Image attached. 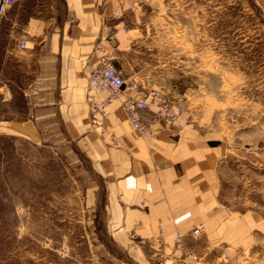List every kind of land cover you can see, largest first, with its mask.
<instances>
[{"label":"rangeland","instance_id":"374dc122","mask_svg":"<svg viewBox=\"0 0 264 264\" xmlns=\"http://www.w3.org/2000/svg\"><path fill=\"white\" fill-rule=\"evenodd\" d=\"M125 2L128 12L110 19L109 57L224 149L219 198L232 224L201 254L210 264H264V0ZM24 19L13 27L0 15L3 78L15 75L9 56ZM11 85L18 110L7 115L26 119L23 85ZM94 184L37 131L0 134V264H113L95 239Z\"/></svg>","mask_w":264,"mask_h":264},{"label":"crops","instance_id":"0c3cea01","mask_svg":"<svg viewBox=\"0 0 264 264\" xmlns=\"http://www.w3.org/2000/svg\"><path fill=\"white\" fill-rule=\"evenodd\" d=\"M125 1L19 0L1 16L13 27L20 17L27 21L8 55L15 75L0 76V134L37 131L87 171L95 183L90 204L95 239L111 263L182 264L178 234L186 250L211 263L201 249L216 248L222 242L221 223L232 224L219 198L221 144L188 121L184 110H175L169 122L154 104L143 117L155 132L141 135L123 108L133 90L101 106L111 93L90 84L91 65L102 55L97 43L115 27L110 21L115 9L128 12ZM117 35L124 38L120 31ZM22 38L25 48L19 46ZM103 43L110 56V42ZM11 83L23 85L18 87L31 111L26 119L7 115L18 110ZM94 104L100 106L95 113ZM112 134L122 142L112 143ZM200 222L207 230L195 237L191 230Z\"/></svg>","mask_w":264,"mask_h":264},{"label":"built area","instance_id":"2783aa9c","mask_svg":"<svg viewBox=\"0 0 264 264\" xmlns=\"http://www.w3.org/2000/svg\"><path fill=\"white\" fill-rule=\"evenodd\" d=\"M19 0H0V15H4L8 10L18 3ZM115 16L120 17L123 15L122 8L119 6L115 9ZM121 30H125L122 27ZM103 40L108 42H115L116 34H110L108 37L102 38L97 43V49L102 52L100 61L93 63L90 70V84L92 87L104 91L108 90L111 94L109 98L101 102V106H105L107 102L119 98L124 94L127 88L133 90V94L123 101V108L127 114V117L132 123L133 129L139 132L141 135H152L155 130L151 123L144 120L143 111L151 108L152 104L156 105V113H163L167 121H171L176 115V111L173 108L164 106L161 103L162 96L158 90L148 89L140 86L137 82H128L120 69L115 65L112 58H110L106 51V47ZM27 39L22 38L19 41L20 48H25ZM92 112L95 113L100 109L98 105H92ZM112 143L120 144L123 140L122 136L112 134L110 136ZM205 231V223L200 222L191 230V234L195 237H200ZM175 244L177 248L184 251L182 256V264H210L202 256L192 250H186L183 241V235L178 234L175 238Z\"/></svg>","mask_w":264,"mask_h":264}]
</instances>
